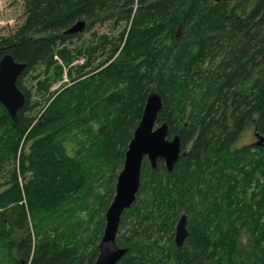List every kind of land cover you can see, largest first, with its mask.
Here are the masks:
<instances>
[{
  "label": "trees",
  "instance_id": "16d2710c",
  "mask_svg": "<svg viewBox=\"0 0 264 264\" xmlns=\"http://www.w3.org/2000/svg\"><path fill=\"white\" fill-rule=\"evenodd\" d=\"M24 1V24L0 43V61L27 66L17 123L0 104V264L95 263L94 241L152 92L164 101L158 124L178 134L183 152L192 147L173 173L144 162L122 219L117 242L129 253L120 264H264V196L239 205L249 187L264 192V161L252 154L264 157V147L230 151L250 124L264 136V0ZM107 19L126 23L116 40L94 34L68 47L84 37L65 34L77 22L89 31ZM98 54L106 58L95 64ZM35 69L34 90L25 88ZM63 74L68 84L52 91ZM78 132L89 147L78 149ZM217 196L222 234L212 237L201 219ZM182 213L190 238L178 249L172 234L161 248Z\"/></svg>",
  "mask_w": 264,
  "mask_h": 264
},
{
  "label": "water",
  "instance_id": "95a60500",
  "mask_svg": "<svg viewBox=\"0 0 264 264\" xmlns=\"http://www.w3.org/2000/svg\"><path fill=\"white\" fill-rule=\"evenodd\" d=\"M216 3H230L233 0H214ZM87 29L85 21L77 22L66 35L76 36ZM27 69L6 55L0 61V104L6 109L11 119L17 123L18 114L26 105V97L19 89L18 82ZM164 102L157 92L148 95L143 115L125 154L122 170L117 178L114 199L105 215V230L99 244V255L95 264H120L129 253V249L120 248L117 238L124 214L137 200L142 183V168L147 160L151 169L157 171L160 161L164 162L169 173H173L180 159L187 157L183 152L178 135L169 139V125L161 124L158 119ZM258 142L254 147H264V136L256 134ZM187 217L181 216L175 230L174 243L178 249L184 247L189 239Z\"/></svg>",
  "mask_w": 264,
  "mask_h": 264
},
{
  "label": "rangeland",
  "instance_id": "374dc122",
  "mask_svg": "<svg viewBox=\"0 0 264 264\" xmlns=\"http://www.w3.org/2000/svg\"><path fill=\"white\" fill-rule=\"evenodd\" d=\"M26 17H27L26 5H25V1L24 0H0V43H1L2 39H7V38H10V37H13L17 33L19 28L24 24V22L26 20ZM125 27H126V23L125 22L117 24V22L115 23L114 21L109 20V19L104 20L102 22H95V24L91 27V30H89V31L86 30L83 33L84 37H83V39L81 41H79V42H75L74 41L75 43H73L72 45L69 44L68 47H70L71 49H75L76 47L81 46L83 44V42H85V43L88 42L90 40V38L94 34H97V37L107 36L110 40L114 41V40L117 39V37L120 35V33L125 29ZM58 49H60L59 46H58ZM105 58H106V54H103V55L102 54H98L97 60L95 61V64H98L99 62H101ZM85 63H86V61L84 59H81L79 62L75 63L73 66L74 67H79V66H83ZM65 69L66 68H64L63 71H65ZM38 71L40 72V70H38V69L36 70L35 69L33 72H31V74L29 76V79H25L24 80V87L25 88H29V89H33L34 90L36 81H34L32 79V77L35 76L36 74H38ZM41 77H42V75H41ZM66 84H68V78H67V76L64 77V74H63V80L59 81V82H56L52 86L53 87L52 91L60 90L62 87L64 88ZM155 88H156V86H153L151 89L153 90ZM35 100H36V98L33 99V101H35ZM159 126H161V124H158L156 126V128H158ZM177 129H176V132L179 131ZM256 134H260L259 131H258L257 124L253 123V124L248 125L246 130L241 134V136L239 137L238 141H236L235 145L232 146V149L230 151L233 153V152H235V151H237L239 149H243V148H246V147H252L253 145H255L258 142ZM76 135L78 137L77 140H79L81 142V145L78 146L79 150L82 148L83 145H85V146L87 145V147L90 146L89 145V141L87 139H85V138H87V135L85 133L78 132V133H76ZM176 135H178V134L175 133V134L171 135V132L169 131V139H172ZM260 135H262V134H260ZM191 147H192V145H188L186 147V152L189 153L190 150H191ZM252 154L255 156V159H257L258 161H259L260 158H262V160L264 161V157H263V155L261 153L257 152V153H252ZM163 164H164V162H163ZM263 164H264V162H263ZM164 166H165V164H164ZM263 167H264V165H263ZM121 170L119 171V173L121 172ZM95 171L96 172L98 171L99 173H105L106 169L101 166L100 170H99V168H97ZM5 176H6V173L3 172L2 176L0 177V180H1L2 183L5 181L3 179ZM98 187H97V192L100 195H102L104 193L106 187L104 186L103 182H100ZM263 187H264V183H263ZM263 187H262V189H263ZM246 196L247 197H245L244 195L240 196V198H242L239 201V205L240 206H242L246 202L247 203L248 202H252V200L249 199L251 197H253V199H257V201H258V199H260V196H264V192L262 190L260 192H258L256 187L255 188L249 187L248 191H246ZM219 199L220 198L218 196L216 198L215 197H213V198L210 197L208 199V201H204V198H203V201H204L203 216H205V219L209 220V222L207 223V221L205 219H203V220L201 219V224H203L206 227L207 233L204 232L205 235L209 236L210 233H211V234H213L212 237H216L217 234H222L221 230H220V233L217 230V228L221 229L219 224L215 225L218 217L219 218L221 217L220 213H219V208H220V203L221 202H220ZM240 206H239V208H240ZM106 212H105V215H106ZM181 215H186V214L182 213ZM181 215H180V217H181ZM260 215L263 216L262 222H264V212L262 211ZM180 217H179V219H177V222L175 223L172 231L168 232L169 234H161V237H162L161 244H160L161 248L166 247V246H170L169 242H171L170 239H171V235L172 234H174V238H173V242H174L175 230H176V226L178 224V221L180 220ZM123 220H124V218H123ZM94 222H95V220H94ZM128 224H129V221L127 222V226H128ZM188 224H189L188 228L190 230V228H191L190 220H189ZM105 225H106V222H105ZM129 225H131V224H129ZM217 225H218V227H217ZM104 230H105V226H104ZM104 230H103V234H104ZM124 231H126V225H125V227H123V225L121 224L117 241L122 236ZM227 233H228V235H227L228 237H232L234 235L233 232L230 231V230ZM103 234H102L101 238L100 237H96L95 238L94 244L96 246H98V247H99V244H100L101 239L103 237ZM244 234H245V232L243 233V235ZM167 243H168V245H167ZM92 247H93V244L88 247V252L90 251V249ZM188 247H190V244H188ZM156 254L160 255V257H161L160 253L156 252ZM158 255H156L157 259H159ZM153 256L154 255H151V258H149V260L152 259ZM151 261L153 262V260H151ZM167 264H169V263H167Z\"/></svg>",
  "mask_w": 264,
  "mask_h": 264
},
{
  "label": "flooded vegetation",
  "instance_id": "af4514ba",
  "mask_svg": "<svg viewBox=\"0 0 264 264\" xmlns=\"http://www.w3.org/2000/svg\"><path fill=\"white\" fill-rule=\"evenodd\" d=\"M86 30H87V29H86ZM81 34H83V33H81ZM187 153H188V152H187ZM188 154H189V153H188ZM124 215H125V214H124ZM185 216L187 217V220H188V223H189L188 216H187V215H185ZM123 217H124V216H123ZM122 219H123V218H122ZM188 223H187V230H188V232H189V238H190V236H191V231H190L189 228H188V225H189ZM121 224H122V221H121ZM120 227H121V225H120ZM187 241H188V240H187ZM186 243H187V242H186ZM186 243H185V244H186ZM117 244H118V242H117ZM185 244H184V245H185ZM119 247H120V246H119ZM98 248H99V247H98ZM120 248H122V247H120ZM127 249H128V248H127ZM98 255H99V254H98ZM127 255H128V254H127ZM127 255H126V256H127ZM96 261H97V259H96ZM95 263H96V262H95ZM95 263H94V264H95ZM120 263H121V262H120ZM200 264H204V260H202V262H201Z\"/></svg>",
  "mask_w": 264,
  "mask_h": 264
}]
</instances>
